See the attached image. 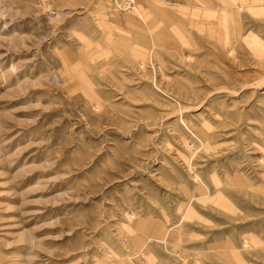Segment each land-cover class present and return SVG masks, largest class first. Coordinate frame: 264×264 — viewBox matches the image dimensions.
I'll list each match as a JSON object with an SVG mask.
<instances>
[{
	"label": "rangeland",
	"instance_id": "374dc122",
	"mask_svg": "<svg viewBox=\"0 0 264 264\" xmlns=\"http://www.w3.org/2000/svg\"><path fill=\"white\" fill-rule=\"evenodd\" d=\"M0 0V264H264V0Z\"/></svg>",
	"mask_w": 264,
	"mask_h": 264
},
{
	"label": "built area",
	"instance_id": "2783aa9c",
	"mask_svg": "<svg viewBox=\"0 0 264 264\" xmlns=\"http://www.w3.org/2000/svg\"><path fill=\"white\" fill-rule=\"evenodd\" d=\"M117 11H124L140 16V10L137 0H113Z\"/></svg>",
	"mask_w": 264,
	"mask_h": 264
}]
</instances>
